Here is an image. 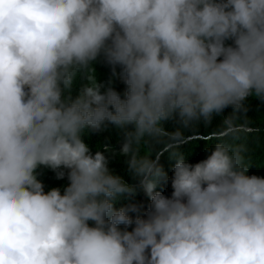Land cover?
<instances>
[{"label":"clouds","instance_id":"obj_1","mask_svg":"<svg viewBox=\"0 0 264 264\" xmlns=\"http://www.w3.org/2000/svg\"><path fill=\"white\" fill-rule=\"evenodd\" d=\"M101 55L123 98L91 74ZM78 70L90 85L73 99ZM250 96L264 99V0H0V264H264V177L226 143L189 163L183 131L163 127L228 107L233 126ZM106 124L150 199L135 219L115 203L136 187L83 139ZM163 151L170 197L155 191ZM40 166L68 170L63 194L45 193Z\"/></svg>","mask_w":264,"mask_h":264},{"label":"trees","instance_id":"obj_2","mask_svg":"<svg viewBox=\"0 0 264 264\" xmlns=\"http://www.w3.org/2000/svg\"><path fill=\"white\" fill-rule=\"evenodd\" d=\"M226 43L232 44L233 42L229 40ZM90 68L97 84L102 86L101 92L111 87L123 98L126 85L121 79L122 69L119 66H117L114 75L112 67L106 63L103 55H101L92 62ZM88 77V70H78L66 95H70L73 99L79 96L83 89L90 85ZM233 111L232 107L226 108L220 115L214 116L208 125L199 122L194 127L184 128L178 119H170L163 122V127L169 132L177 129L183 131L185 143L180 145L178 151L189 163L195 164L207 158L217 143H226L242 149L244 163L249 165L248 175L264 177V99L254 96L248 97L244 101L243 108L236 112L238 120L235 124L233 126L226 125L223 120L232 115ZM83 139L93 155L100 151L108 158V167L113 174L121 176L127 183L136 187L134 193L121 196L115 203V208H128L130 205H137L140 212H129V215L133 219L137 214L143 215L149 208L150 199L137 186L138 180L134 179L130 173L127 164L128 157L121 154L124 139L123 130L112 124H106L101 130L86 129ZM105 147L109 150L105 151ZM150 147V145L142 144L139 150L141 154H144L149 152ZM159 148L160 146L156 145L153 149V158L155 151ZM175 163L176 159L170 156L167 151L161 153L159 164L165 175L159 178L155 191H159L168 197L173 191L171 179ZM36 171L37 179L44 185L45 193L53 188H59L63 194L64 189L69 185L67 169H63L65 172L63 178H58L55 171L44 166H40ZM89 223L92 224V222ZM120 227L123 228L124 226L121 225ZM132 227H129L128 230L131 231Z\"/></svg>","mask_w":264,"mask_h":264}]
</instances>
